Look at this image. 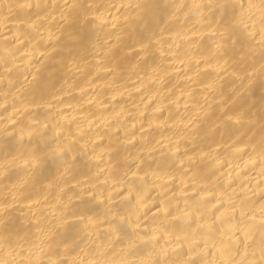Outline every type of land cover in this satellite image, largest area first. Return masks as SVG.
<instances>
[{"label": "bare ground", "instance_id": "bare-ground-1", "mask_svg": "<svg viewBox=\"0 0 264 264\" xmlns=\"http://www.w3.org/2000/svg\"><path fill=\"white\" fill-rule=\"evenodd\" d=\"M0 264H264V0H0Z\"/></svg>", "mask_w": 264, "mask_h": 264}]
</instances>
